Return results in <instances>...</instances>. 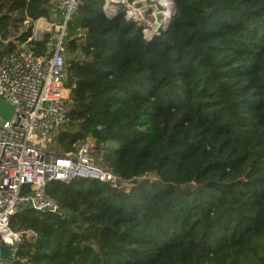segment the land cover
<instances>
[{"label": "trees", "instance_id": "trees-1", "mask_svg": "<svg viewBox=\"0 0 264 264\" xmlns=\"http://www.w3.org/2000/svg\"><path fill=\"white\" fill-rule=\"evenodd\" d=\"M170 1L149 40L104 0L78 7L67 124L47 152L91 136L97 163L132 186L50 182L69 215L16 212L10 264H264V0ZM52 5L0 0V63L22 45L43 52L24 22Z\"/></svg>", "mask_w": 264, "mask_h": 264}, {"label": "built area", "instance_id": "built-area-1", "mask_svg": "<svg viewBox=\"0 0 264 264\" xmlns=\"http://www.w3.org/2000/svg\"><path fill=\"white\" fill-rule=\"evenodd\" d=\"M52 2L48 17L24 22L32 27L27 43L42 39L43 52L34 54L22 45L0 63V100L15 108L9 120L0 118V246L9 239L13 259L21 237L10 228L16 212L29 208L44 209L62 218L69 215L47 194L50 182L96 181L125 192L132 186L97 163L91 136L73 152H47L52 138L67 124L71 89L67 85L69 57L65 45L70 39L69 23L84 0ZM131 4L128 0H104L103 11L107 15L121 10L127 20L135 22L130 15ZM146 32L142 31L147 39ZM0 264L9 263L0 260Z\"/></svg>", "mask_w": 264, "mask_h": 264}, {"label": "rangeland", "instance_id": "rangeland-1", "mask_svg": "<svg viewBox=\"0 0 264 264\" xmlns=\"http://www.w3.org/2000/svg\"><path fill=\"white\" fill-rule=\"evenodd\" d=\"M158 0H135L131 4V9L133 10L130 12L131 18H135L137 21H133L137 26L141 27V30H147L148 36L152 34V31L156 28V23L159 22L161 18V11L158 8L157 2ZM170 1V0H169ZM171 2V1H170ZM172 3V2H171ZM173 9L174 5L172 3ZM117 12L111 14H107L109 16L115 15ZM49 147V145H48ZM47 147V151H48ZM53 151V150H50ZM89 185V182L85 183V187Z\"/></svg>", "mask_w": 264, "mask_h": 264}, {"label": "water", "instance_id": "water-1", "mask_svg": "<svg viewBox=\"0 0 264 264\" xmlns=\"http://www.w3.org/2000/svg\"><path fill=\"white\" fill-rule=\"evenodd\" d=\"M174 16H175V10L173 9V13L169 17L167 23L165 25H157L156 28L153 30L152 34L147 36V39L148 40L151 39L153 36L158 35L161 31H166ZM14 111L15 108L13 105H10L9 103L0 100V118L4 120H9L14 114ZM42 211H44V209ZM10 243L11 241L7 239L4 241V244L0 246V260L7 262L9 264L13 262V257L9 255Z\"/></svg>", "mask_w": 264, "mask_h": 264}, {"label": "bare ground", "instance_id": "bare-ground-1", "mask_svg": "<svg viewBox=\"0 0 264 264\" xmlns=\"http://www.w3.org/2000/svg\"><path fill=\"white\" fill-rule=\"evenodd\" d=\"M157 2V6L161 11V18L159 22L156 23V25H165L173 13L172 3L169 0H158Z\"/></svg>", "mask_w": 264, "mask_h": 264}]
</instances>
